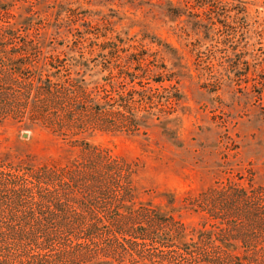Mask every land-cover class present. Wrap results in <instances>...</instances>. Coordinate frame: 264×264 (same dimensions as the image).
Here are the masks:
<instances>
[{
	"label": "rangeland",
	"instance_id": "374dc122",
	"mask_svg": "<svg viewBox=\"0 0 264 264\" xmlns=\"http://www.w3.org/2000/svg\"><path fill=\"white\" fill-rule=\"evenodd\" d=\"M87 146L188 230L211 187L264 184V0H0V170Z\"/></svg>",
	"mask_w": 264,
	"mask_h": 264
},
{
	"label": "trees",
	"instance_id": "16d2710c",
	"mask_svg": "<svg viewBox=\"0 0 264 264\" xmlns=\"http://www.w3.org/2000/svg\"><path fill=\"white\" fill-rule=\"evenodd\" d=\"M72 106L63 109L74 118L88 109ZM117 109L129 112L126 101ZM89 110L107 123V107ZM86 149L88 158L61 169L0 170V264H264V184L211 187L197 204L209 227L188 230L135 204L130 168Z\"/></svg>",
	"mask_w": 264,
	"mask_h": 264
}]
</instances>
